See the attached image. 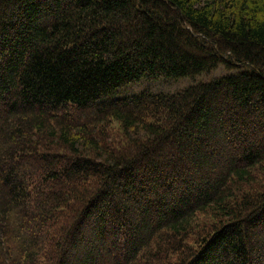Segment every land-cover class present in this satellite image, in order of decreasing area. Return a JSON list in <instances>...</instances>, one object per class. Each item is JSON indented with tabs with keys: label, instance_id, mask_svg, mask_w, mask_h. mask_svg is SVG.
Here are the masks:
<instances>
[{
	"label": "trees",
	"instance_id": "trees-1",
	"mask_svg": "<svg viewBox=\"0 0 264 264\" xmlns=\"http://www.w3.org/2000/svg\"><path fill=\"white\" fill-rule=\"evenodd\" d=\"M0 264H264V0H0Z\"/></svg>",
	"mask_w": 264,
	"mask_h": 264
},
{
	"label": "rangeland",
	"instance_id": "rangeland-1",
	"mask_svg": "<svg viewBox=\"0 0 264 264\" xmlns=\"http://www.w3.org/2000/svg\"><path fill=\"white\" fill-rule=\"evenodd\" d=\"M225 73L223 70H218L211 75L203 76L200 78H197L195 81L191 79L181 80V81H173L170 82L171 84H168L166 82H159V81H142L141 83L137 85L127 86L118 89L113 94H111L104 102L108 103L117 99H123V98H129V97H136V96H142L147 93L152 94H161V93H174L183 89H186L188 87L194 86L199 84L201 81L208 82L210 80H214L216 78H220ZM114 129V132H113ZM112 134H119L120 132L116 129V126L113 125V128L111 130Z\"/></svg>",
	"mask_w": 264,
	"mask_h": 264
}]
</instances>
